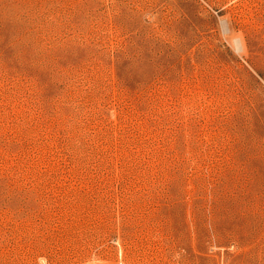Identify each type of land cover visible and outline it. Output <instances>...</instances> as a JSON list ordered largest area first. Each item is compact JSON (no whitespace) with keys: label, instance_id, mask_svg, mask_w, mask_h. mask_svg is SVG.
I'll return each instance as SVG.
<instances>
[{"label":"rangeland","instance_id":"rangeland-1","mask_svg":"<svg viewBox=\"0 0 264 264\" xmlns=\"http://www.w3.org/2000/svg\"><path fill=\"white\" fill-rule=\"evenodd\" d=\"M264 264V0H0V264Z\"/></svg>","mask_w":264,"mask_h":264},{"label":"built area","instance_id":"built-area-1","mask_svg":"<svg viewBox=\"0 0 264 264\" xmlns=\"http://www.w3.org/2000/svg\"><path fill=\"white\" fill-rule=\"evenodd\" d=\"M115 264H124L123 262H118V263H115Z\"/></svg>","mask_w":264,"mask_h":264}]
</instances>
